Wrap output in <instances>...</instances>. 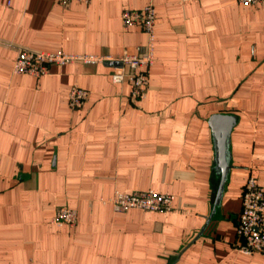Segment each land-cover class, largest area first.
<instances>
[{
	"label": "crops",
	"instance_id": "0c3cea01",
	"mask_svg": "<svg viewBox=\"0 0 264 264\" xmlns=\"http://www.w3.org/2000/svg\"><path fill=\"white\" fill-rule=\"evenodd\" d=\"M153 4L146 97L111 60L14 73L20 48L119 58L147 34L125 9ZM73 85L89 91L69 105ZM233 114L221 175L209 118ZM250 175L264 185V2L0 0V264H264L238 249ZM174 195L171 211H115V194ZM60 206L75 225L52 223Z\"/></svg>",
	"mask_w": 264,
	"mask_h": 264
},
{
	"label": "built area",
	"instance_id": "2783aa9c",
	"mask_svg": "<svg viewBox=\"0 0 264 264\" xmlns=\"http://www.w3.org/2000/svg\"><path fill=\"white\" fill-rule=\"evenodd\" d=\"M89 1V0H85ZM192 0H181L188 2ZM241 4H257L264 0H237ZM156 10L153 4L140 9H125L122 13L123 28L139 25L147 34V42L141 52L123 54L119 58L88 53H69L64 50L45 51L20 48L15 62L14 73H28L42 76L49 72L53 64L64 65L73 61L97 63L107 60L118 61L111 73L114 83L128 82L132 95L142 99L146 97L149 87V70L154 64ZM89 97V91L79 85H73L69 92V105L81 108ZM112 204L115 211L141 208L150 211H171L174 208V195L155 190L124 192L116 190L115 194L103 200ZM78 212L74 208L60 206L57 208L52 223L75 225ZM238 249L247 254L264 253V185L254 175H250L242 193V209L237 223Z\"/></svg>",
	"mask_w": 264,
	"mask_h": 264
},
{
	"label": "water",
	"instance_id": "95a60500",
	"mask_svg": "<svg viewBox=\"0 0 264 264\" xmlns=\"http://www.w3.org/2000/svg\"><path fill=\"white\" fill-rule=\"evenodd\" d=\"M118 64V61H113ZM236 122L233 114L214 113L209 118L213 130L215 143L216 170L221 175L218 198L221 197L223 187L230 169V134Z\"/></svg>",
	"mask_w": 264,
	"mask_h": 264
}]
</instances>
